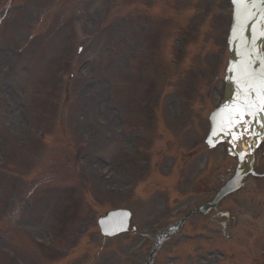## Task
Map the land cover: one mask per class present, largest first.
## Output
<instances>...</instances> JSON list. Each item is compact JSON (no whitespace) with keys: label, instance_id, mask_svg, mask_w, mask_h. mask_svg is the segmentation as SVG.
Listing matches in <instances>:
<instances>
[{"label":"rangeland","instance_id":"374dc122","mask_svg":"<svg viewBox=\"0 0 264 264\" xmlns=\"http://www.w3.org/2000/svg\"><path fill=\"white\" fill-rule=\"evenodd\" d=\"M146 1L153 6L146 7ZM173 4L180 11L178 19L171 16L172 10L164 9ZM224 5V0H0V54H3L0 55V68L4 71L7 60L12 59L11 50L15 45L24 47L20 52L23 58L14 59L13 69L4 72L0 80L4 97L1 103L6 113L18 118L14 129L24 135L25 146L30 150L24 152L17 146L19 140H12L7 121L1 122L3 109L0 105L3 135L0 150L9 159L5 167H0V264H75L80 259H87L89 264H116L117 257H121L118 264H135L143 237L155 227L154 223L162 214L157 202L146 203L144 199L172 196L169 187L173 188V183L159 171L144 199L139 195L144 192L142 186L139 187L142 192L134 194L143 200L138 205L136 197L124 196L127 181L122 182L121 174L111 181L119 183L117 193L106 189L104 179L96 177L102 172L111 173V167L105 166L109 163H116L126 180L131 177L141 181L146 177L143 173L138 175L139 167L128 169L120 163L128 161L124 157L129 150L125 135L118 132L122 118L134 132L142 131L141 136L147 137L146 145L152 142L147 135V125L143 124L149 118V109L140 102L137 104V98L131 101V94L156 99L164 123L168 122L173 133L167 132L168 138L174 139L173 146H182L187 153L195 149L193 160L189 161L188 157L186 164H175L173 168L176 173L182 168L183 187L190 181L187 173L199 167L205 155L219 170L216 169L213 178L231 173L228 168H232L233 162L224 157L223 147L207 151L202 144L207 115L217 104L222 86L218 85L216 90L212 85V93L206 95L199 118L191 120L192 124L184 125L182 121L189 115L196 117L191 109L194 103L180 107L185 97L182 93L187 73L197 71L208 79L216 66L212 63V51L224 33L218 16L220 11L226 13ZM132 9L136 11V20L132 16L129 18L128 12ZM157 14L160 16L157 21H162L158 22L159 26L154 17ZM191 21L203 23L198 37L209 40L206 50H210L211 57L206 64L190 62V55L200 49L198 41L189 43L186 60H179L178 64L173 62L175 39L188 35L187 26ZM70 41L71 47L67 44ZM67 57L66 75L59 81L56 72L63 69ZM80 64L83 66L76 74ZM186 68L191 70L186 71ZM130 72L141 78L130 79V83L127 79ZM133 83L134 92L131 91ZM94 89L105 93L103 100L98 93H93ZM35 112L43 114L42 122H35ZM26 118L33 120L35 127L46 126L44 142H33L35 132L28 135L24 129ZM111 145L121 149L116 152L114 161L105 154ZM66 157L71 158L69 163L65 162ZM80 180L86 187L81 211L77 216L67 217L65 204L70 184ZM204 195L199 198L207 199ZM187 200L188 197L176 199L173 208L166 213L177 217ZM112 206L131 210V222L137 230L134 234L112 241L100 237L94 213H103ZM63 216L68 223L66 233L57 235L54 246L41 248L37 240H45L46 232L64 222ZM260 228L255 236L245 234L239 225L230 228L229 237L222 240L223 246L234 255L229 264H264V232L259 234ZM200 230H203L201 225L193 220L181 232L195 234L201 233ZM206 231L214 234L213 227ZM181 232L158 254L155 264H167L166 256L167 259L175 256L174 261L177 260L173 244L177 239H185ZM77 233L80 237L75 240H81L74 251L66 253L65 250L73 245L70 235ZM187 246L190 247V243ZM14 251L18 253L17 259L12 258ZM60 255L65 257L55 259ZM182 264L187 261L183 259Z\"/></svg>","mask_w":264,"mask_h":264},{"label":"water","instance_id":"95a60500","mask_svg":"<svg viewBox=\"0 0 264 264\" xmlns=\"http://www.w3.org/2000/svg\"><path fill=\"white\" fill-rule=\"evenodd\" d=\"M247 12L255 13V5L251 0V3L248 6H244L241 4H236V23L238 20L247 14ZM249 18H254L251 16ZM252 24L249 21L241 22L239 20L238 30H234L233 34V60L230 70L233 71L235 75V83H229L230 91L228 93V99L231 97L232 102L224 104L221 109L215 113L213 117V122L215 126V134L212 136V143L217 141L218 139H225L235 145L237 148L238 145L235 144L234 136V115L237 114L238 111H244L247 113V109L245 110L246 105V96L242 94V89L240 88L241 76L239 75V69L242 70L243 75L248 78V84L244 88L245 90L256 87V82L258 80L257 75V67L259 66V59L255 57L254 48L262 42V38L257 34L252 37L251 34L247 35L246 32L250 31ZM256 26V25H255ZM237 48V54L235 55V51ZM227 99V100H228ZM237 102L236 104H234ZM243 102L242 106L239 104ZM231 120V123L229 121ZM230 147L233 148L231 144ZM242 176V173L239 177Z\"/></svg>","mask_w":264,"mask_h":264},{"label":"snow or ice","instance_id":"6c2138e0","mask_svg":"<svg viewBox=\"0 0 264 264\" xmlns=\"http://www.w3.org/2000/svg\"><path fill=\"white\" fill-rule=\"evenodd\" d=\"M233 3L234 4H241V5H244V6H248L250 3H251V0H233ZM261 89H262V92H264V80L261 81ZM260 107L258 108L259 111H264V94H262L260 96ZM251 107L250 105H245V110L247 108ZM245 114L244 111H238L237 112V115L238 116H243ZM229 123H231V120L229 121Z\"/></svg>","mask_w":264,"mask_h":264},{"label":"bare ground","instance_id":"6f19581e","mask_svg":"<svg viewBox=\"0 0 264 264\" xmlns=\"http://www.w3.org/2000/svg\"><path fill=\"white\" fill-rule=\"evenodd\" d=\"M264 7V6H263ZM14 48H19V49H21L22 50V48H24L22 45H19V47L17 46V45H15V47ZM1 55V54H0ZM20 58H23V57H21V54L20 55H15V59L17 60V61H19V59ZM0 62H1V57H0ZM93 93H98V97L99 98H101L102 100H103V98H104V95H105V93L103 92V91H99V90H93ZM246 149V148H245Z\"/></svg>","mask_w":264,"mask_h":264}]
</instances>
